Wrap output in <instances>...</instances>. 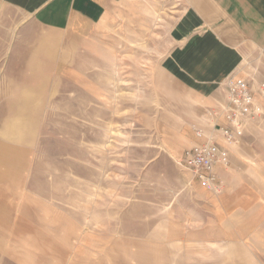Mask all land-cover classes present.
<instances>
[{
	"label": "crops",
	"instance_id": "obj_1",
	"mask_svg": "<svg viewBox=\"0 0 264 264\" xmlns=\"http://www.w3.org/2000/svg\"><path fill=\"white\" fill-rule=\"evenodd\" d=\"M171 2L183 5L173 49L178 54L175 59L172 54L166 56L167 78L161 84L156 80V88L152 87L157 95L160 88L165 92L168 111L157 115L138 111L143 126L131 132L137 136L134 143L122 138L117 147L111 145L113 137L107 136L113 133L111 127L104 129L107 135L93 134L100 141L92 140V150L98 154L94 169L113 167L117 161L130 164L133 159L145 169L152 163L170 162L173 173L159 170V178L171 186L132 194L130 199L142 201L122 215L128 220L124 227L117 210L106 211L97 204L95 225L80 227L82 235L98 236L97 247L81 239L83 264H92L90 249L99 251L98 263L93 264H264V152L251 153V168L242 167L237 186L228 184L221 200L178 164L184 149L200 141L194 125L212 130L211 112L220 110L227 99L224 78L238 73L257 82L264 75V0H0V28L16 30L21 37L13 60L0 56V128L5 129V134L0 132V182L13 187L20 198L22 176L35 171L26 140L38 135V126L44 122L39 118L48 115V108H72L79 121L82 116L90 122L113 123L114 109L109 104L116 85L111 74L115 63L124 68L126 64L125 59L116 61L119 39L113 37L112 29L121 27L118 31L124 35L122 25L126 29L130 24L127 34L139 37L138 24L154 20L143 7ZM121 55L125 56V50ZM177 99L186 101V106L177 104ZM218 119L224 122L222 113ZM175 131L186 135L176 156L164 151L162 140L149 144L145 137L147 132L161 138L162 133ZM138 151L135 159L133 153ZM226 170L219 173L228 181ZM101 195L96 194L95 201L119 199L118 193L104 194L109 198ZM4 196H0V264H32L19 241L25 233L5 230L15 222V207L22 203ZM155 198L158 204L152 201ZM38 203L36 192L31 205ZM122 230L134 233L120 239ZM105 236L113 238L108 242L113 246L105 242ZM108 247L113 251L105 256ZM240 254L241 261L236 262ZM13 255L17 257L11 263Z\"/></svg>",
	"mask_w": 264,
	"mask_h": 264
},
{
	"label": "rangeland",
	"instance_id": "obj_2",
	"mask_svg": "<svg viewBox=\"0 0 264 264\" xmlns=\"http://www.w3.org/2000/svg\"><path fill=\"white\" fill-rule=\"evenodd\" d=\"M182 6V4L171 2L169 5L143 7L154 20L138 24L139 37H137L138 34L136 36L127 34L131 29L130 24H127L126 29V25H122L124 35H120V31H118V28L121 27L112 29L115 34L113 37L119 39L117 47L120 51L118 54L116 53V61L119 60L123 63L125 59L126 64L124 68L123 64L115 63L111 74L112 81L114 80L113 86L116 85L113 91V103L109 104L111 106L109 108L114 109L111 117L113 123L108 121L106 125V122L101 121L90 122L82 116L79 121L78 115L71 113L72 108L71 110L70 108H65V110H58L55 107L48 108V115L39 118V121L44 122L38 126V135L33 137L34 140H26V145L31 149L29 154L34 159L32 171L34 166L35 171L22 176L20 198L13 187L0 182V196L7 195V199H16L22 203L21 206L15 207V222L7 225L5 230L25 233V238L19 241L25 245L28 263L83 264L81 239H88L91 245L95 243L94 246L97 247L98 236L96 233L89 232V234L82 235L80 227L95 225V206L97 204L101 205L103 210L118 211L120 225L124 227L128 220L126 217L124 219L122 215L127 212V209L142 201L139 200L141 198L132 197L130 199L132 194L138 195L143 191L160 190L171 186L170 181L159 178V170L160 172L173 173L170 162L161 164V166L152 163L153 165H148L145 169L144 164L133 159L130 164L117 161L113 167L94 169L93 161L97 160L98 154L96 150L95 153L92 150V140L100 141L101 138L97 139L94 135L96 133L106 134L104 129L111 127L113 136L106 134L113 137L111 145L117 147L122 138L124 140L131 138L130 142H133L137 136H132L131 132L138 131L139 127L143 126L140 119L137 118L138 111L142 110V112L150 114L155 112L156 115L158 111H168L165 92L160 88L159 95H157L152 87L156 88L154 86L156 80L161 84L167 78L165 68H163L166 64V56L172 54L175 59L178 54L173 49L177 47L175 39L179 33L176 28ZM131 25L136 27V24ZM135 27L134 29H136ZM17 33L16 30L0 28V56L6 57V61L8 58L13 60L18 51V42L21 37L20 34L17 37ZM12 42L15 43L12 44ZM113 43L116 44L115 39H113ZM8 45L12 46L9 52ZM26 48L30 50L31 46ZM123 50H125L124 57L121 55ZM121 67L123 68L121 69ZM226 79L227 77L222 82L223 89L226 87ZM176 87L178 88L177 83ZM63 94L67 95V93ZM176 102L186 106L184 105L186 101L182 99H177ZM73 117L77 121H73ZM167 122L169 121L167 120ZM0 132L5 134V129L0 128ZM245 133L242 139L243 143L232 147L231 166L226 170L228 181L225 179L224 190L221 194L209 192L215 199L221 200L228 184L237 186L238 172L242 171V167L251 168L252 166V160L248 159L252 152H264V116L248 124ZM123 134L125 135L121 136ZM161 136L160 138L159 134L145 133L149 144H154L155 141L160 143L162 140L164 151L169 156H176L175 150L178 148L179 151H182L181 149L186 143L184 131L164 132ZM175 145L178 146L173 148ZM139 153L141 152L133 153L135 159ZM1 178L3 179V177ZM110 188H115V190L111 191ZM5 190H7L6 194H4ZM36 192L39 203L38 206H33L31 203ZM110 192L118 193L119 199L117 201L110 199H103L102 202L95 201L96 194H102L101 196L104 198H109L104 194ZM231 195L236 197L235 193ZM153 200L158 204L159 199ZM234 218L235 215L232 216L233 222H237V219ZM33 231H37L35 236H33ZM133 233L122 230L120 239H127V236ZM104 238L107 244H111L108 242L113 239L112 237L105 236ZM8 242L12 243L13 240ZM111 246L113 245L111 244ZM110 251H113V248H106L105 256ZM98 252L96 249H90L89 256L92 264L98 263ZM13 257H17V255L10 257L11 263L14 262ZM241 258L240 254L234 260L237 262L240 259L241 261Z\"/></svg>",
	"mask_w": 264,
	"mask_h": 264
},
{
	"label": "built area",
	"instance_id": "obj_3",
	"mask_svg": "<svg viewBox=\"0 0 264 264\" xmlns=\"http://www.w3.org/2000/svg\"><path fill=\"white\" fill-rule=\"evenodd\" d=\"M253 79L238 73L227 77V99L220 110L211 112L215 119L212 130L194 125L200 141L184 149L178 159V164L213 194L224 190L225 180L219 171L231 166V148L243 139L248 124L264 115V75L257 82ZM220 113L224 122H219Z\"/></svg>",
	"mask_w": 264,
	"mask_h": 264
}]
</instances>
